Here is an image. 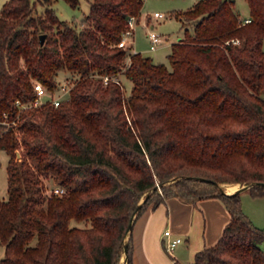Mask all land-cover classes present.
Listing matches in <instances>:
<instances>
[{
  "label": "trees",
  "instance_id": "1",
  "mask_svg": "<svg viewBox=\"0 0 264 264\" xmlns=\"http://www.w3.org/2000/svg\"><path fill=\"white\" fill-rule=\"evenodd\" d=\"M54 1L39 0L42 12L36 0H8L1 10L0 120L19 116L22 137L0 123L9 155L0 264H120L126 250L134 264L132 218L169 196L219 197L231 214L194 264H264V228L244 211L241 192L222 186L252 184L250 193L264 196V0H247L245 24L236 0L176 11L192 40L172 44L170 65L119 45L143 0H91L82 27L61 19ZM62 69L79 78L59 105L19 109L16 99L35 96L34 82L54 88ZM102 73L125 76L130 93ZM43 176L67 195H46Z\"/></svg>",
  "mask_w": 264,
  "mask_h": 264
},
{
  "label": "crops",
  "instance_id": "2",
  "mask_svg": "<svg viewBox=\"0 0 264 264\" xmlns=\"http://www.w3.org/2000/svg\"><path fill=\"white\" fill-rule=\"evenodd\" d=\"M249 14L250 9L242 16H250ZM141 19L142 12L139 15L138 24ZM147 21L149 22V19ZM236 189L226 190L231 193ZM246 190L248 189L242 192ZM248 215L255 223H261V220H256L251 212ZM262 216L260 215V218ZM230 219L231 214L219 197L188 202L180 197L169 196L156 206L150 204L135 215L132 222L130 235L133 244V263L194 264L196 252L216 244ZM167 228L171 229L174 235L183 238L171 253L166 250L168 239L164 231ZM125 262L126 259L120 264H125Z\"/></svg>",
  "mask_w": 264,
  "mask_h": 264
},
{
  "label": "rangeland",
  "instance_id": "3",
  "mask_svg": "<svg viewBox=\"0 0 264 264\" xmlns=\"http://www.w3.org/2000/svg\"><path fill=\"white\" fill-rule=\"evenodd\" d=\"M8 0H0V15L3 5ZM37 1L38 11L42 12L44 10V5ZM199 0H143V6L141 9L142 19L140 23L137 25L135 31V41L134 47L137 51H140L142 54L146 56H151L156 62H163L167 65H170V61L168 58V54L172 50V44L174 42L179 41H191L188 40V35L186 34L185 29L187 28L188 22L186 26H183V21L176 16V11H186L192 8L195 3ZM91 0H80L77 6H72L70 2L67 0H55L53 6L56 9L58 16L61 19L67 20L71 22L73 25L78 27H82L86 25L83 22V18L86 13L90 10ZM234 9L238 13V16H242L243 14H247L249 12V4L247 0H236ZM156 11L162 12L166 14L164 17H155L154 13ZM250 15V14H249ZM139 20V15L137 16ZM149 19V22L147 21ZM139 22V21H138ZM190 32H193V25L190 22L189 25ZM150 30H155L161 35L165 36L166 39L160 43L157 49L152 50L150 48V40L148 38V32ZM134 47H132L134 49ZM129 52H131V48H129ZM68 78L70 81L75 82L79 78V74L73 72L71 70L62 69L59 70L56 76L57 81H62L63 79ZM124 79V88H121L123 93L128 95L131 90V81ZM127 84V85H126ZM129 121L131 120L128 117ZM15 133L19 138V142H21L22 131L17 126L15 128ZM17 159L20 160L22 156V148H18L17 150ZM9 155L4 149H0V197L7 198L8 197V174H7V164H8ZM45 189L44 193H47L48 187H53L56 185H60L54 178L43 176L42 178ZM245 185L244 183H222L223 188L232 190L235 188H239ZM62 186V185H61ZM65 193L63 195H58L59 197H64L67 195L68 190L65 186ZM227 191V190H226ZM241 199H242V207L247 212H251V214L256 218V220H261L259 224L255 223L259 227L264 228V196H255L250 193L249 190L245 192L240 191ZM244 210V211H245ZM255 210V211H253ZM245 211V212H246ZM246 212V213H247ZM248 212V213H249ZM256 212V213H255ZM261 212V213H260ZM247 213V214H248ZM257 214V215H256ZM260 215H263L260 218ZM72 225L78 226H88L90 223L87 220L77 221L73 219L71 221ZM264 246V243H262ZM5 255V247L0 242V258ZM126 258V253L124 252L121 257V262H124ZM125 262V264H126Z\"/></svg>",
  "mask_w": 264,
  "mask_h": 264
},
{
  "label": "built area",
  "instance_id": "4",
  "mask_svg": "<svg viewBox=\"0 0 264 264\" xmlns=\"http://www.w3.org/2000/svg\"><path fill=\"white\" fill-rule=\"evenodd\" d=\"M156 17H164L166 14L156 11L154 13ZM251 16H240L238 18L239 24H245L251 22ZM138 25V17L137 15H132L128 18L127 27L123 32L122 38L120 39L119 45L125 48H131V52H136L134 47L135 41V31ZM148 38L150 40V48L155 50L158 48L160 43H162L166 37L156 32L155 30H150L148 32ZM234 42L239 43V39H235ZM135 48V47H134ZM129 52V53H131ZM130 62V56L127 59V63ZM100 77L103 79L104 83L115 82L120 85L121 88H124V83L122 77L119 75H111L109 73H102ZM75 82L70 81L68 78L63 79L62 81L57 82V86L54 88H50L43 83L36 81L34 82V90L35 96L33 98L22 100L21 98L16 99V104L19 109H28V108H36L40 107L46 103H51L54 105H59L60 102L66 98ZM19 116L16 118H11L8 113L3 115V119L0 120V123L4 124L7 127H12L15 129L18 126ZM48 194L55 195H63L65 193V189L61 185H56L53 187L47 188ZM164 235L166 236V250L171 253L175 247L182 242L183 238L178 235H174L172 230L167 228L164 231Z\"/></svg>",
  "mask_w": 264,
  "mask_h": 264
},
{
  "label": "water",
  "instance_id": "5",
  "mask_svg": "<svg viewBox=\"0 0 264 264\" xmlns=\"http://www.w3.org/2000/svg\"><path fill=\"white\" fill-rule=\"evenodd\" d=\"M45 36H46L45 33L41 34V36H40L41 43L44 42ZM194 178H196V179H198V180H207V181H211V179H209V178H205V177H194ZM214 182L217 183L216 181H214ZM251 185H252V184L243 185L242 187L237 188V189H236L235 191H233V192H240V191H242V190H244V189L249 188ZM158 186H159V185H157L156 187H158ZM223 191L227 192L224 188H223ZM233 192H231V193H233ZM227 193H229V192H227ZM144 201H145V198L140 202V205L143 204ZM133 219H134V217L132 218V220H131V222H130V224H129L128 229H131ZM125 253L127 254V250L125 251Z\"/></svg>",
  "mask_w": 264,
  "mask_h": 264
}]
</instances>
